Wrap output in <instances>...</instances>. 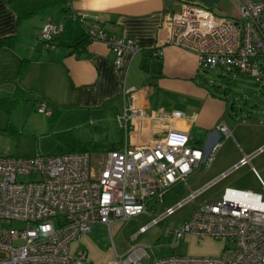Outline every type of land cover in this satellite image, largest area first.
I'll return each mask as SVG.
<instances>
[{
	"label": "built area",
	"instance_id": "built-area-1",
	"mask_svg": "<svg viewBox=\"0 0 264 264\" xmlns=\"http://www.w3.org/2000/svg\"><path fill=\"white\" fill-rule=\"evenodd\" d=\"M235 17L219 16L199 5L183 3L167 15L170 43L195 53L200 72L219 71L254 75L264 80V0H236ZM89 41H100L113 52L115 66L126 51L139 48L133 39L119 36L96 19L81 16ZM63 26L47 22L41 38L55 43ZM134 91V90H133ZM133 91L119 123L125 144L100 160L89 151L58 155L19 157L0 152V264H90L88 250L72 244L83 235L95 233L99 224L109 229L116 221L152 211L153 201L178 182H185L202 163L208 168L224 141L211 150L191 143L190 134L175 126L184 118L179 110L157 108L145 113ZM38 111L50 114L46 102ZM219 130L231 132L225 122ZM148 136V138H145ZM136 137L137 142L131 139ZM264 152L245 154L238 164L194 191L159 218L141 227L144 232L186 203L196 207L189 219L169 229L170 246L177 248L189 235L197 239L225 242L220 255H172L152 260L148 248L134 246L109 264H264V179L252 166L261 191L226 187L218 197L198 198L232 171L251 164Z\"/></svg>",
	"mask_w": 264,
	"mask_h": 264
},
{
	"label": "crops",
	"instance_id": "crops-1",
	"mask_svg": "<svg viewBox=\"0 0 264 264\" xmlns=\"http://www.w3.org/2000/svg\"><path fill=\"white\" fill-rule=\"evenodd\" d=\"M230 2L238 5L236 0H69L64 7H51L19 22L9 0H0V86H12L9 90L0 88V99L12 100L21 94L36 105L43 101L48 105L49 118L67 113L73 123L76 117L84 116L85 124L96 130L97 123L117 124L124 139L89 151L95 160H100L107 151L125 144L119 117L124 113L127 91L134 90L136 104L145 113L157 108L181 111L184 118L175 126L189 132L192 144L209 151L218 141H225L218 127L222 122L228 126L229 102L208 87L207 72L199 71L197 55L170 43L167 15L180 10L183 3L228 14ZM84 15L119 36L133 39L139 50L135 54L126 51L121 66H115V56L108 45L82 41L80 17ZM51 21L63 26L53 45L40 36L44 25ZM2 39L12 44L2 45ZM235 109L232 105V112ZM71 128L69 125L65 130L72 131ZM260 148H264V140L251 153L240 150L241 158L220 161L205 184L231 170L243 152L252 154ZM214 163L215 160L210 168L202 163L200 168L210 170ZM87 236L80 241L92 244ZM190 238L195 239L189 235Z\"/></svg>",
	"mask_w": 264,
	"mask_h": 264
},
{
	"label": "rangeland",
	"instance_id": "rangeland-1",
	"mask_svg": "<svg viewBox=\"0 0 264 264\" xmlns=\"http://www.w3.org/2000/svg\"><path fill=\"white\" fill-rule=\"evenodd\" d=\"M228 14L219 16L235 17L238 14V5L230 2ZM208 87L219 95H223L229 102L230 114L226 117L232 137L224 138V144L217 151L214 166L210 170L201 167L196 173L189 176L187 184L178 182L169 188L158 201H153L152 211L139 214L126 221H116L109 229L99 224L95 233H89L87 238L92 244L76 241L72 249L86 248L90 264H109L115 257L112 249L114 244L119 255L125 254L134 246L148 248L152 260L172 255H220L225 242L215 239H184L177 248L169 244L171 238L166 236L169 229L179 228L189 219L196 204L186 203L173 214L159 220L156 224L140 232L141 227L150 224L154 218H159L168 208L175 207L187 199L191 189L196 191L207 183L214 174V168L220 161L232 158H241L240 150L251 153L264 140V83L250 74L207 72ZM17 102L9 99H0V152L6 155L19 157L42 155H58L76 151L77 148L91 147V144H107L119 141L118 125L110 123L95 124L94 129L85 124V118L76 117L70 122L66 114H59L48 118L38 111V105L32 99L21 94L15 95ZM22 101V102H21ZM236 107L232 112L231 106ZM72 123V124H71ZM71 125L70 130L66 131ZM255 167L264 179V153L254 157L251 164L232 171L224 180L213 185L197 200L203 202L222 194L226 187H237L261 191V186L252 173ZM206 185V184H205ZM203 187V186H202Z\"/></svg>",
	"mask_w": 264,
	"mask_h": 264
},
{
	"label": "trees",
	"instance_id": "trees-1",
	"mask_svg": "<svg viewBox=\"0 0 264 264\" xmlns=\"http://www.w3.org/2000/svg\"><path fill=\"white\" fill-rule=\"evenodd\" d=\"M9 3L11 6L16 10L18 14L19 22L26 20L28 18H31L38 13L44 11L45 9L51 8V7H64L68 5L69 0H9ZM84 39L83 42L89 41L88 37L84 33ZM81 42V43H83ZM2 45H11V40L9 39H2L1 40ZM23 67L20 69L19 73L23 72ZM2 100H0V103ZM12 102H17V99L10 100ZM91 147H81L77 148L76 151H91L93 150V147L98 146V144L94 143L90 145ZM111 147V146H110ZM75 152V151H74Z\"/></svg>",
	"mask_w": 264,
	"mask_h": 264
},
{
	"label": "water",
	"instance_id": "water-1",
	"mask_svg": "<svg viewBox=\"0 0 264 264\" xmlns=\"http://www.w3.org/2000/svg\"><path fill=\"white\" fill-rule=\"evenodd\" d=\"M10 87H12V86H10V84H3V85H1L0 86V88H2V89H10Z\"/></svg>",
	"mask_w": 264,
	"mask_h": 264
},
{
	"label": "bare ground",
	"instance_id": "bare-ground-1",
	"mask_svg": "<svg viewBox=\"0 0 264 264\" xmlns=\"http://www.w3.org/2000/svg\"><path fill=\"white\" fill-rule=\"evenodd\" d=\"M49 118V117H48Z\"/></svg>",
	"mask_w": 264,
	"mask_h": 264
}]
</instances>
